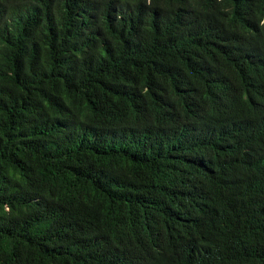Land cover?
Returning <instances> with one entry per match:
<instances>
[{
  "label": "trees",
  "instance_id": "trees-1",
  "mask_svg": "<svg viewBox=\"0 0 264 264\" xmlns=\"http://www.w3.org/2000/svg\"><path fill=\"white\" fill-rule=\"evenodd\" d=\"M0 264H264V0H0Z\"/></svg>",
  "mask_w": 264,
  "mask_h": 264
}]
</instances>
